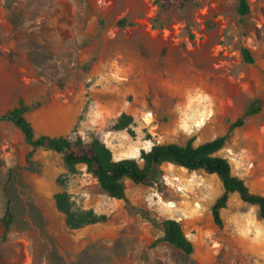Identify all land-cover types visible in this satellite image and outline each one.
I'll return each instance as SVG.
<instances>
[{"label": "rangeland", "instance_id": "obj_1", "mask_svg": "<svg viewBox=\"0 0 264 264\" xmlns=\"http://www.w3.org/2000/svg\"><path fill=\"white\" fill-rule=\"evenodd\" d=\"M0 0V113L21 98L35 135L52 134L55 103L81 104L65 136L94 138L114 160L156 142L197 145L223 134L258 100L217 152L252 191L264 195V0ZM241 47L254 61L242 59ZM132 118L114 128L120 113ZM151 113L150 115L147 113ZM18 128L0 121V217L14 220L0 239L3 264H264V218L229 195L223 226L210 206L214 174L162 163L145 184L124 179L125 199L109 196L83 164L37 147L31 165ZM65 191L74 209L104 216L66 226L54 203ZM177 220L192 251L165 241L161 221ZM2 224L0 221V235Z\"/></svg>", "mask_w": 264, "mask_h": 264}, {"label": "trees", "instance_id": "obj_2", "mask_svg": "<svg viewBox=\"0 0 264 264\" xmlns=\"http://www.w3.org/2000/svg\"><path fill=\"white\" fill-rule=\"evenodd\" d=\"M161 8L169 7L174 0H154ZM236 11L243 16L249 12L247 0H236ZM242 59L246 63L254 61L250 51L246 47L240 49ZM28 106L23 99L19 98L14 105L0 113V121H9L19 129L24 142L28 145L24 161L28 167L32 163V157L37 147L51 148L61 152L63 160L68 169H74L76 164H83L97 180L101 189L109 196L116 199H125L124 179L133 183H148L154 174L159 171L162 163L168 162L187 170L201 169L206 173L214 174L221 183V193L214 199L210 206L213 222L223 226L221 209L226 207L230 194L236 193L246 203L257 206L258 214L264 218V195L252 191L244 179L232 172L229 160L217 152L224 146L229 133L244 123L245 117L256 113L260 109L258 100L250 103L243 113L231 121L223 134L217 135L210 140L194 145L192 138L185 144L176 142L153 143L149 149L141 150L140 159L142 163L131 157L114 160L111 151L104 143L94 138L83 142L80 137L71 140L65 136H50L48 134L35 135L31 122L27 119L25 112ZM129 114L120 113L114 128L123 129L131 122ZM56 208L64 215L66 226L77 228L88 223H93L104 216L95 214L91 209H74L71 207L69 196L65 191L54 194ZM14 220L9 203L0 217L2 234L0 239L4 240L7 231ZM162 235L156 241H165L185 253L192 251V243L186 238L180 223L173 218H165L161 221ZM0 264H3L0 255Z\"/></svg>", "mask_w": 264, "mask_h": 264}, {"label": "crops", "instance_id": "obj_3", "mask_svg": "<svg viewBox=\"0 0 264 264\" xmlns=\"http://www.w3.org/2000/svg\"><path fill=\"white\" fill-rule=\"evenodd\" d=\"M80 112L81 104L77 101L69 99L67 96H64L62 99L58 100L57 103H55L53 111L49 113L53 114L51 119L55 123L54 132L51 135L48 133L44 134H48L50 136H62L67 134L77 122V117Z\"/></svg>", "mask_w": 264, "mask_h": 264}, {"label": "built area", "instance_id": "obj_4", "mask_svg": "<svg viewBox=\"0 0 264 264\" xmlns=\"http://www.w3.org/2000/svg\"><path fill=\"white\" fill-rule=\"evenodd\" d=\"M147 114H149V115H150L151 113L149 112V113H147Z\"/></svg>", "mask_w": 264, "mask_h": 264}]
</instances>
